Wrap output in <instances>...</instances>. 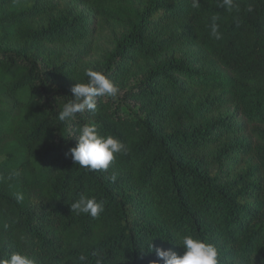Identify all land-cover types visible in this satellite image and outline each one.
Listing matches in <instances>:
<instances>
[{
  "label": "trees",
  "instance_id": "obj_1",
  "mask_svg": "<svg viewBox=\"0 0 264 264\" xmlns=\"http://www.w3.org/2000/svg\"><path fill=\"white\" fill-rule=\"evenodd\" d=\"M192 2L0 0V257L150 264L139 245L183 254L165 239L192 233L218 264H264V0ZM89 67L117 96L59 121ZM90 121L127 146L107 170L69 154ZM81 193L98 218L72 213Z\"/></svg>",
  "mask_w": 264,
  "mask_h": 264
},
{
  "label": "clouds",
  "instance_id": "obj_2",
  "mask_svg": "<svg viewBox=\"0 0 264 264\" xmlns=\"http://www.w3.org/2000/svg\"><path fill=\"white\" fill-rule=\"evenodd\" d=\"M221 7L231 9L233 0H222ZM193 8L200 7V0H193ZM219 17L212 16L208 25L210 35L216 40L222 38ZM85 82L77 81L71 88V97L62 105L58 114L61 122L74 121L77 115L85 111L95 113L97 110V98H115L118 88L113 81L103 72L93 68L85 69ZM77 139L75 146L69 149V154L75 165L90 170H107L111 162L117 155L127 151L125 143L114 135L103 134L96 122L84 123L77 129L74 135ZM111 180H116V175H111ZM17 202H22V193L15 194ZM104 201L98 200L95 196L87 193L79 194V198L71 203L72 213L88 214L93 218H98L104 211ZM184 248L183 254H179L171 248L156 247L152 240L147 244L139 245V258L150 253H155L158 259L150 264H218V249L213 243L207 242L192 233H176L174 239H165ZM85 256L81 255L80 260L84 261ZM0 264H38L37 259L31 254L19 250L12 251L0 257Z\"/></svg>",
  "mask_w": 264,
  "mask_h": 264
},
{
  "label": "rangeland",
  "instance_id": "obj_3",
  "mask_svg": "<svg viewBox=\"0 0 264 264\" xmlns=\"http://www.w3.org/2000/svg\"><path fill=\"white\" fill-rule=\"evenodd\" d=\"M111 40H114V31L111 28H107L106 32L101 35L100 41L102 45H108Z\"/></svg>",
  "mask_w": 264,
  "mask_h": 264
}]
</instances>
